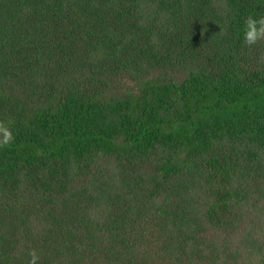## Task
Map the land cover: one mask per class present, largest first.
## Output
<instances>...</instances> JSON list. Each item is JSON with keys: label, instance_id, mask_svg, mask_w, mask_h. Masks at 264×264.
I'll use <instances>...</instances> for the list:
<instances>
[{"label": "trees", "instance_id": "16d2710c", "mask_svg": "<svg viewBox=\"0 0 264 264\" xmlns=\"http://www.w3.org/2000/svg\"><path fill=\"white\" fill-rule=\"evenodd\" d=\"M248 15L264 0H0V264H264Z\"/></svg>", "mask_w": 264, "mask_h": 264}, {"label": "clouds", "instance_id": "9594fccd", "mask_svg": "<svg viewBox=\"0 0 264 264\" xmlns=\"http://www.w3.org/2000/svg\"><path fill=\"white\" fill-rule=\"evenodd\" d=\"M243 42L246 45H254L260 39H264V15L252 16L248 15L242 23ZM0 146L7 145L14 137L11 130L4 122H0ZM39 256L35 250L30 253L28 264H37Z\"/></svg>", "mask_w": 264, "mask_h": 264}]
</instances>
